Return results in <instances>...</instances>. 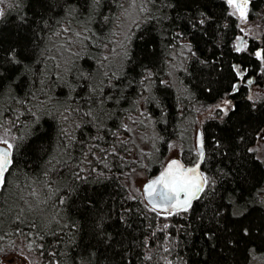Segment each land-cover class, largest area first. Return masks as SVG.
<instances>
[{
    "label": "trees",
    "instance_id": "1",
    "mask_svg": "<svg viewBox=\"0 0 264 264\" xmlns=\"http://www.w3.org/2000/svg\"><path fill=\"white\" fill-rule=\"evenodd\" d=\"M29 2L12 0L4 11V48L15 42L17 16L28 11ZM122 2L100 0L83 17L79 9L56 17L83 37L66 69L38 52L33 72L21 73L0 91V138L15 146L14 165L0 191V258L22 255L29 264H249L253 252L264 253V163L252 150L264 129V99H250L244 81L264 89V65L253 54L264 52V0H249L247 18L258 21L261 33L245 37L239 54L235 47L242 32L226 0H181L186 15L178 20L175 10L165 7L169 0H149L148 11L128 35L126 53L133 60L125 54L120 69L108 73L100 51L113 38ZM205 10L212 19L193 28L188 16ZM49 37L44 47L52 55L50 32ZM189 43L195 56L186 47ZM232 65L246 69L244 79L236 77ZM172 66L177 67L175 82L169 78ZM234 85L239 92L226 98L240 115L222 120L216 111L198 128L204 135L201 170L215 179V188L194 201L188 213L165 219L163 213L149 211L143 198L126 186L127 174L140 160L133 159L129 139H118L136 102L143 98L160 137L147 155V172L153 177L170 142L181 135L182 124L192 127ZM196 159L185 145L181 160L191 165ZM81 168L86 179L75 175ZM33 189L46 202L38 203L30 195ZM237 204L246 206L243 223L252 228L253 237L228 244L235 219L229 212L238 215ZM225 218L228 223L220 224ZM164 224L169 227L163 229ZM102 230L109 235L107 243L99 242ZM211 231L217 232L218 242L205 239Z\"/></svg>",
    "mask_w": 264,
    "mask_h": 264
},
{
    "label": "snow or ice",
    "instance_id": "2",
    "mask_svg": "<svg viewBox=\"0 0 264 264\" xmlns=\"http://www.w3.org/2000/svg\"><path fill=\"white\" fill-rule=\"evenodd\" d=\"M148 2L149 0H144V3L141 4V12L148 11L146 7ZM4 3L5 0H0V4ZM99 3L100 0H63L62 4L60 3V0H30L28 11L20 13L17 16L15 42L11 43L7 48H4L3 45L0 44V91H3L6 83H15L17 77H19L21 73L33 72L32 64L37 62L38 52L46 55L47 59L55 61L56 57L47 55L49 50L44 47L45 39L50 38L49 32L51 33V36L55 37H59L63 34L65 43L60 47L62 49L66 48L69 52L71 51L70 45L73 37L83 39L80 33H72L70 25L59 24L56 17L60 15L71 16L77 9H79L81 16L83 17L84 15L89 14L94 6ZM226 4L229 8L233 9L229 15L238 14L242 22L246 21L249 0H226ZM56 7L60 8L59 13L55 12ZM165 7L175 10L176 20L180 18V15H186L185 8L187 6L185 5V7L182 8L181 0H169ZM29 12L31 15L28 14ZM50 13L52 16L49 15ZM4 15V10L0 9V19H3ZM166 17L172 18L167 16V14ZM188 19L189 21H193L192 27L198 29L207 21H210L212 16L205 10L199 11L198 16L196 14L188 16ZM241 31H243V29H241ZM177 35L182 37L183 33H177ZM186 47L193 56L196 55L195 52H192L191 43L186 45ZM244 50L245 45L242 43L235 47V52L238 54ZM253 54L256 59L264 65V52L254 51ZM126 55L130 61L133 60L131 53H126ZM105 59H107V57H105ZM40 62L43 63V61ZM200 63H208V61L200 60ZM212 63H215V61H212ZM231 67L236 77L244 79L246 69H241L238 65H232ZM35 71L39 72L41 70L37 68ZM149 77H146V79ZM247 82L251 83V80H248ZM40 83H43V81H40ZM208 90L211 91V88ZM238 92L239 88L234 85L224 96L221 97L220 103L215 105L218 119L223 120L227 117L230 121L233 116L238 117L240 115L239 107L233 102V100L226 98V96H234ZM84 114L90 115L88 112ZM67 118V115H64V119ZM221 131L226 132L227 129L224 128L221 129ZM37 132H39V129H37ZM0 143L6 145V148H0V191H3L6 187V174L9 173V170L13 168L14 165L13 150L15 146L13 143L3 138H0ZM216 146H219V144L217 143ZM198 147L199 159L193 166L186 167L180 161L172 159L158 177L151 180L143 187V194L147 201L145 206L148 207L150 205L148 209L149 211L157 212L158 214L163 213L165 219H167L168 216L181 212L188 213L192 210L194 201L200 200L203 193L215 188V179H210L209 176L201 170V165L205 159L203 133L198 134ZM70 148L71 145H65V150H70ZM260 163H264V160H260ZM83 171L84 169L81 168L80 171L75 173L78 179H86V177L81 176V172ZM45 175H47V173H45ZM71 191H73V189L68 190L69 193ZM30 195L37 197L38 203L46 202V200L39 199V193L35 189L32 190ZM59 202L61 204L64 203V199L61 198ZM261 202L264 203V201ZM88 203L94 204L95 202L89 199ZM235 206L240 209V211L238 215L231 211L229 212V215L234 216L235 219L232 221V225L234 226L232 236L226 240V243L228 244H238L241 242L242 237H253L252 228L243 223L246 214V206L244 208H240L239 204ZM21 212H23V209H21ZM217 214H220L219 210ZM219 223L222 225L228 223L227 218ZM168 227V224L163 225V229H167ZM97 234L103 235V240L99 241L100 243L108 242L109 235L106 230H102ZM261 234L264 235V229L261 230ZM213 238H215L216 242L219 241L216 231L205 232V239L211 241ZM164 251L169 252L170 249L165 247ZM147 258L151 259V257ZM168 264H172V262L169 261Z\"/></svg>",
    "mask_w": 264,
    "mask_h": 264
},
{
    "label": "rangeland",
    "instance_id": "3",
    "mask_svg": "<svg viewBox=\"0 0 264 264\" xmlns=\"http://www.w3.org/2000/svg\"><path fill=\"white\" fill-rule=\"evenodd\" d=\"M140 0H123L121 3V9L114 19V33L111 41L105 43L101 47V63L104 64V68L108 73H114L118 71L121 67V62L125 58L127 50V39L130 30L134 27L139 21L141 16L140 11ZM12 0H5L4 4H0V9L4 11L11 6ZM233 9H231V12ZM239 27L243 29L242 35L238 44H245V37H257L261 33V26L258 21H249L247 18L246 21H241L238 14L235 15ZM81 30V29H80ZM79 30H73L72 33H78ZM81 34V33H80ZM82 35V34H81ZM79 39L73 37L72 43L70 45L71 51L69 52L66 48H61L60 46L65 43L64 35L62 34L59 37L53 36L51 42V52L52 55L56 57V62L61 69L64 71L68 64L71 62L73 56L79 48L81 49L82 44L78 43ZM94 42H98L97 39ZM107 57V59H105ZM176 57V54L174 56ZM111 69V70H109ZM176 66H172L170 81L175 82L176 77ZM109 70V71H108ZM248 79L244 81L245 85L248 88V96L252 100L264 99V89L255 85L253 82L248 83ZM220 103V102H218ZM217 103V104H218ZM216 113L215 105L209 110L200 113L194 122V125L190 128L185 127V124H182L183 130L181 135L170 142L168 150L164 155L163 159L160 160L159 168H161L164 163L171 158L181 159L185 145L190 147L192 151L196 152L195 148V135L198 128H200L201 123L212 117ZM124 133L123 137L120 136L118 139H129L131 141V150L133 154V159L138 161L140 160L139 165L134 167L130 173L127 174L126 186L127 189L135 194L142 197V186L143 184L151 179L149 177L148 169V159L147 155H150L156 146L157 139L160 140L159 135L155 131L152 121L148 118V115L145 112V105L143 98L138 100L135 104L134 111L128 115L127 119L124 122ZM264 137V129L256 137V141L252 147L257 159H263L264 157V148L262 145V139ZM2 144V143H0ZM5 145V144H3ZM97 157V155H95ZM158 161V160H157ZM143 198V197H142ZM252 260L249 264H264V253L253 252L251 254ZM0 264H29V261L26 257L22 255H8L6 257L0 258Z\"/></svg>",
    "mask_w": 264,
    "mask_h": 264
},
{
    "label": "water",
    "instance_id": "4",
    "mask_svg": "<svg viewBox=\"0 0 264 264\" xmlns=\"http://www.w3.org/2000/svg\"><path fill=\"white\" fill-rule=\"evenodd\" d=\"M200 133H201V130L198 129V130L196 131V135H195V148H196V152H197V159H196V161L199 159L198 134H200ZM0 148H6V145L0 144ZM172 159H176V160L180 161L181 163H183L182 160H181V159H178V158H171V159L167 160V161L164 163V165L162 166V168L160 169V171H159L155 176H153L151 179H149L148 181H146V182L143 184L141 191H142V197H143V200H144V202H145L146 204H147V201H146V199H145V197H144V194H143V187H144L147 183H149L151 180H153V179H155L156 177H158L159 174H160V173H161V172L167 167V164H168ZM196 161H195V162H196ZM183 164H184V163H183ZM184 165H185V164H184ZM193 165H194V163L191 164V165H185V166L188 167V166H193ZM149 207H150V205H149Z\"/></svg>",
    "mask_w": 264,
    "mask_h": 264
}]
</instances>
